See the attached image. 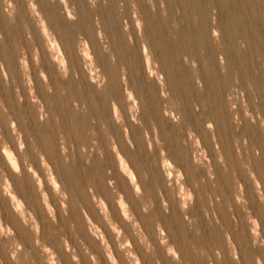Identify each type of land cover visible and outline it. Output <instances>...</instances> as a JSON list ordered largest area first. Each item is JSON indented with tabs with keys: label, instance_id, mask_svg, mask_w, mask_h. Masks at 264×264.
<instances>
[{
	"label": "clouds",
	"instance_id": "9594fccd",
	"mask_svg": "<svg viewBox=\"0 0 264 264\" xmlns=\"http://www.w3.org/2000/svg\"><path fill=\"white\" fill-rule=\"evenodd\" d=\"M143 3L175 56L157 57L138 0H0V264H264V51L235 25L226 48L214 7L194 48L181 25L200 27L196 9ZM132 28L159 125L125 58Z\"/></svg>",
	"mask_w": 264,
	"mask_h": 264
},
{
	"label": "rangeland",
	"instance_id": "374dc122",
	"mask_svg": "<svg viewBox=\"0 0 264 264\" xmlns=\"http://www.w3.org/2000/svg\"><path fill=\"white\" fill-rule=\"evenodd\" d=\"M138 3H140L141 11L146 16V19L151 21V23L146 25L145 27V35L153 41L154 47L159 46L156 52L157 57L175 56L180 49H178L176 43L171 40L168 33V28L165 26L163 20L160 19L158 15L155 19H153L152 13L148 9V6L143 3V0H138ZM186 6L188 7L189 12H191L192 9H196L199 7L196 10L200 13L202 17L201 25L199 28L192 24L190 18L185 19V22L181 25V33L184 36H190L192 38L194 48L197 46L196 38L200 37L202 34L203 26H204V18L207 16L208 12L210 11V8L214 7L217 11L218 23L224 33L226 48H231L233 42L232 41L233 25H235L241 34L244 33L247 34L248 39L253 43L254 46H259L261 50L264 51V0H170V4H169L171 12H174L175 8H179L181 10L182 15L177 17L178 20L184 19L183 12ZM99 14H101V18L105 22L106 31L109 33L110 38L114 37L116 45L119 46L120 48H124L125 41L121 36L122 35L121 25L115 21V12L113 6L110 4L108 8H104V9L102 8ZM2 23L3 22H1V25H3ZM129 23L131 24V20H129ZM131 32H132L133 40L136 41V49L139 50V42H138L136 30L132 28ZM206 41L207 40H205L207 58L209 59L210 62L215 63V49L210 43H208V41L207 42ZM129 53L130 52H126L125 55ZM228 59L230 60L232 67L235 70L241 72L243 79V69L241 68L240 58L236 56L234 51H232L228 53ZM201 72L203 78V68H201ZM187 76H188V72L186 69L183 70L182 73L179 71L175 72L176 81L178 82L177 92L184 99V102L186 101L185 109H187V107L189 106L191 107L188 98L183 94L184 84L182 81L185 78H187ZM258 79L261 80L262 83H264V74H262L261 77H259ZM205 87L209 91L212 97H215L217 95V91L213 81H208L205 78ZM194 94L195 93H193V98H195L196 95ZM144 95L147 99L150 100V101L145 100L148 106V115L145 117V125L148 126L149 118L152 119L157 118V116L155 115L156 108H155V101L153 99L151 91L146 92ZM197 115L198 114L193 113L192 117L194 118V120L188 121L190 124H192L194 128H196L195 125H196ZM156 121L159 122V119H156ZM158 122L157 124L159 125L160 122L159 123ZM167 131H171L172 133V125L168 123H164L161 127V138ZM174 134L175 133H172L173 138L175 136ZM167 146L171 150L175 148L171 142H169ZM137 147H138L137 155L139 159L143 160V155L138 153L139 145H137ZM198 206L199 205L197 204L196 208L193 210L192 213L193 215H197L201 217V226L205 227L203 214H201V212L197 208Z\"/></svg>",
	"mask_w": 264,
	"mask_h": 264
},
{
	"label": "bare ground",
	"instance_id": "6f19581e",
	"mask_svg": "<svg viewBox=\"0 0 264 264\" xmlns=\"http://www.w3.org/2000/svg\"><path fill=\"white\" fill-rule=\"evenodd\" d=\"M178 4V3H177ZM180 5V4H179ZM146 7V6H145ZM258 7V6H257ZM199 8V7H198ZM198 8H196V9H198ZM104 9V8H103ZM183 9V8H182ZM258 12V11H257ZM101 15V14H100ZM105 15V14H104ZM146 17V16H145ZM82 20H83V17H82ZM154 21V20H153ZM1 22L2 21H0V29H2L3 28V25H1ZM3 24V23H2ZM257 24V23H256ZM254 25V24H253ZM69 26H67V25H65V24H63V23H61V28H64V29H67ZM81 27L83 28V24L81 25ZM108 27H109V25H108ZM107 27V28H108ZM117 27V26H116ZM117 29V28H116ZM122 36V35H121ZM119 37V36H118ZM153 39V38H152ZM6 41L8 42V43H11V37H8L7 35H6ZM228 41V40H227ZM258 41V40H257ZM207 42V41H206ZM138 46V45H137ZM159 56V55H158ZM125 58L126 59H129V60H134L135 61V67L134 68H131L130 69V72H132L133 73V75L135 76V79H136V83H137V85L138 86H140L141 88H142V90H143V93L145 94L146 92H148V91H150V88H149V86L145 83V80H144V64H143V61H142V58L140 57V55H139V50L138 49H136V55H135V57H133L132 56V54H131V52L129 53V54H126L125 55ZM47 70V69H46ZM138 72V75L136 74ZM184 94V93H183ZM195 95V94H194ZM151 96V95H150ZM144 97H145V95H144ZM183 97H184V95H183ZM97 99L99 100L100 98L99 97H97ZM152 99V98H151ZM145 100L146 101H148L149 99H147L146 97H145ZM185 100H186V98H185ZM150 101V100H149ZM186 102V101H185ZM152 104V103H151ZM186 105H187V103H186ZM189 105V104H188ZM154 107V106H153ZM152 107V108H153ZM153 111H154V109H153ZM185 114H186V118H187V120L188 121H193L194 120V118L192 117L193 116V110H192V108L189 106V107H187V109H185ZM156 115V114H155ZM156 118V117H155ZM193 118V119H192ZM156 119H158V118H156ZM156 122H158V121H156ZM159 122H160V120H159ZM158 122V123H159ZM194 123V122H193ZM195 124V123H194ZM196 126V125H195ZM170 127V126H169ZM198 130V129H197ZM163 132H164V130H163ZM166 133V132H165ZM167 133H171V131H167ZM175 135V134H174ZM163 138H165V134L163 135V137H162V139ZM138 148V147H137ZM173 152L175 151V148H173V150H172ZM139 153V152H138ZM140 154V153H139ZM141 156V155H140ZM142 160V159H141ZM198 209H199V206L197 207ZM193 214V213H192ZM202 214V213H201ZM202 216V215H201ZM205 223V222H204ZM204 226H205V224H204Z\"/></svg>",
	"mask_w": 264,
	"mask_h": 264
}]
</instances>
